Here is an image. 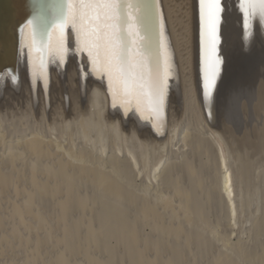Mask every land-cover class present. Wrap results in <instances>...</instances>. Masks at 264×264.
Returning a JSON list of instances; mask_svg holds the SVG:
<instances>
[{
    "label": "bare ground",
    "instance_id": "6f19581e",
    "mask_svg": "<svg viewBox=\"0 0 264 264\" xmlns=\"http://www.w3.org/2000/svg\"><path fill=\"white\" fill-rule=\"evenodd\" d=\"M136 3L142 9L141 14L144 18L141 22V34L147 38V47L151 52L153 65L156 63L157 54L159 53L161 56L163 74L167 84L163 123L160 119L155 117L146 101L141 104L135 97L126 98L123 94L122 86L115 78L111 80L112 90H109L110 79L108 72L102 66L99 71L93 72L91 66L89 65L87 53L75 52V49L77 48L76 34L70 28L66 32L65 42L66 46L73 50V54L67 56L66 64H59L57 48L59 46L60 32L56 25L62 18L66 9L65 0H45L42 5L40 3L42 8L39 9V11L28 13L26 10L28 3L24 0H0V73L5 74V78L0 80V108H4V106L10 108V105L15 99H21L24 102L22 105H24L25 110L27 111L26 114L30 113L33 115L32 113H36L40 115L39 117L41 119L50 116L53 120L52 123H54V126H56L57 122L59 125H61V123H65L68 127H63L64 129L76 124L77 128L80 129V132H82L83 135L90 132L92 135L91 138L95 137V140L92 141L97 143V148L99 149H95L97 151L94 150V152H103L106 149L107 146L105 145L103 139V136H105L103 134L106 132H103V129L104 126H107L109 129H106H108V131L111 130L110 134H114L113 136L120 139L123 144V149L117 146L114 150L117 148V152H122L124 155H122L123 160H120V156H117L118 153L116 151L113 153L111 152L112 155L116 152V156L114 154L113 157L110 156L112 158H107L108 161L110 160V168H106L105 166H107V164L105 166L103 165L108 161L105 159V162L103 161L102 164V156H99L102 160L99 157L96 158L98 154L95 155L94 152H92V149V151L88 148L73 150L74 147H71L68 150H65L60 144L63 141L60 142L58 139H55V141L52 139L53 136L50 138L48 135V137H46L44 134H38L39 130L35 129L38 133H34L32 131L33 133H30L31 135L28 134L29 136L26 135L22 137V139H18V142H20L22 146L18 142L8 141L7 138L9 135L6 138V134L4 133L5 138L2 146H4L8 141L11 149L7 147L8 150H10L6 152L8 154L6 156H4L5 154H0L4 156V158L2 156L0 157V264L5 263V261L3 262L4 259L8 260L5 258V250L9 246L7 240H4L5 232L3 231L4 223L8 220L15 223L17 228H15L13 232L16 233L17 236L21 231L19 229H23L22 233L19 234V237H23L24 245L16 242L15 248L18 250L21 249L20 251H24V256L26 254V259L28 258L27 260L30 261V264H77L76 259L80 254H82L85 258H82L81 260H85L84 263L86 262V264H105L106 262V264H124L122 260H120L121 258L119 259V257H117L118 253L121 252H118L119 249L117 250L118 245L116 247L114 246L116 250L111 247L112 245H109V240L112 237L116 238L118 242L117 244L120 245L118 246L119 248L123 247V253L121 252L123 255L121 256L123 258L125 255L128 264L179 263L178 260L182 258L179 250L182 251L183 249L179 248L178 241H180L181 237H183L181 242L185 239L189 242L191 241L190 238H192L191 235H185L186 231L182 226L183 224L181 225L179 219L181 218L185 221V223L191 225L194 222V214L198 211L193 209L191 213H183L184 211H178L181 208H177L178 210L176 209V206H174L175 203L173 204L170 202V204H165L161 201L158 203L159 200L154 202L152 199H148V197H139V195L136 194L137 192H134L133 189L131 190L130 187L128 188L127 184L125 185L124 182L121 181L119 175L123 174V170L125 169L128 171V168H130L132 163L135 165L137 161L139 163L141 162L140 160H137V155L140 153L138 145H136V148V146H134L136 143L133 141L138 140L137 144L141 145L140 148H143V143L156 144L157 148L160 150L163 147L167 148L168 144H172L175 134L178 132L176 131L179 129V127L177 129L178 123L184 119L183 117L186 119L187 115H189V117L194 116L197 118L198 123L201 127H203L202 129H204L210 137L208 135L207 136L215 143V146L213 145L212 147H215L214 150L216 152H214L217 155V166L220 174L219 187L221 190L220 192H222L220 195L222 196V199L225 200L224 203H228L230 206L231 212H235L236 204L234 198L236 195V189L234 185L236 179L233 174L234 171H232L230 167V161L232 159L229 161V150L227 151V149L224 148L221 134L216 127V125H218L216 124V121L219 118L221 125L224 127L231 125L233 127V131H235L233 133H236L242 141L249 140L246 134L247 132L249 133L247 129L253 128V126L257 123L254 118L256 115L264 111V78L260 75L261 72L259 71V65L254 68L253 66L250 67V74H248V77L251 79L249 82H254L251 84V89L246 88L247 92L243 91V89H240L241 83L237 82L235 85L236 87L239 85V88L235 89L234 92H232V90V93L230 94H226V96H228L226 100L227 102L225 103H229L231 100L232 103H229L230 105L224 104L222 108L217 103L218 100H220L219 96L221 93L220 88L222 86V82H225L227 77L225 73L227 67L229 66V59L231 60L230 47L232 50L233 46H235L234 49L237 48L240 51L242 50L244 53L247 51L253 52L252 54H255V56L257 51L264 52V27L260 25L257 17L254 24V35L251 37L250 41L246 42L244 38L243 18L241 12L239 11L238 0H222L224 11L222 21L218 25V32L220 37L219 49H221L220 54L223 55L224 62L222 74L219 76L218 85L215 90V102L212 103L211 100L209 102L211 106V117H209L208 105H206L203 100L202 91L198 0H136ZM31 18H34L35 20V43L33 42L32 26L25 25V21ZM252 24L253 23L250 21V29ZM244 53H242V56ZM234 56L235 55L233 54V57ZM253 56L254 55L249 54L244 55L247 61L251 60V58L253 59ZM256 58L259 57L256 56ZM41 59H43L45 63L46 72L50 75V86L48 87L47 92H45V88L42 83L34 86L32 79V72L37 69ZM101 60L103 61V55L101 56ZM259 60H261V56ZM253 61H255V58ZM247 72L248 71H246V74ZM12 73H15L18 76V82L13 83L12 80L8 78ZM217 106H219L218 109ZM243 113L247 115L243 116ZM258 117L260 116H257L256 119H258ZM22 119H20V121L23 122ZM25 119L26 118H24V120ZM98 122L100 124H98ZM248 122H251L253 126L248 128ZM30 123L28 124L30 125ZM10 124L11 125L8 127H12L14 125H12V123ZM179 125L182 124L179 123ZM54 126H52L53 129L55 128ZM61 126L57 128L60 129ZM231 126L230 128H232ZM17 127L14 126V128ZM230 128L227 129L231 131ZM260 128L261 127H259V129ZM25 129L28 128L26 127ZM51 129L52 128H49V131ZM68 131L65 130V134H68ZM22 132L23 131H21V133ZM1 133L0 146L2 144L1 142H3V135ZM202 133H200V135ZM62 134L63 133H60L59 136ZM94 134L95 136H93ZM15 135L16 137L18 136L17 134ZM80 135L82 138L84 137L82 134ZM80 135H78L79 138ZM190 135V132H186L185 135L182 134V137L185 138V140H188ZM99 137H101L100 143L97 140ZM82 138H80L81 141ZM116 138L115 140H118ZM14 139L16 140L17 138ZM130 139H133V145L129 144ZM90 142L91 141H89V143ZM174 143L175 141L173 144ZM184 143L187 144V141ZM200 143L202 142L200 141L199 145ZM86 144L88 145V143ZM231 144L234 145L235 142L234 144ZM87 145L85 146L87 147ZM208 145L207 142H204L199 147L208 152L207 150H212L210 149V145L209 147ZM2 146L0 148H2ZM17 146L19 147L17 148ZM119 146H121V144H119ZM20 147H22V149ZM237 149L235 147V150ZM160 150H156V153L160 154L163 149L162 151ZM140 154L142 156V153ZM156 155L155 157L159 156V158H157L156 162L154 161L152 163L153 165L155 164L153 166L155 171L157 166H160L162 157H160V155ZM166 159L168 158L166 157ZM99 160L101 161L99 162ZM153 160H155V158ZM132 167L131 169L134 168ZM153 167L150 166L152 169H150L151 173H153ZM186 170H188L187 167ZM242 172L243 171H241V173ZM126 173L127 172H125V174ZM124 178V180H127L125 176ZM83 182L85 183L84 186L86 183L93 185V190L95 192L93 197H91L93 199H90L91 201H87L88 198L85 199L80 196L81 194H79V190L81 189H79V187L82 186H80V183L83 184ZM91 185L89 186L92 187ZM84 191L86 192V189ZM180 194H182V191ZM190 195L191 194H189V196ZM193 198L194 196L192 199ZM40 199H43L44 203L46 202L45 200H48L52 206L51 204L48 205L53 207L55 210L54 213L51 210L53 214V216L51 214L53 217L52 225H50L48 221L51 220L48 216L47 220L39 213V206H42L39 203L41 202ZM27 200L34 204V208L33 206L30 208V205H25ZM184 200L189 203V201H187V197L186 199L184 197ZM37 202L39 203V206ZM41 203H43V201ZM127 203L128 205L126 206ZM131 205L134 206L132 208L137 207V210L135 211H138L139 214L137 215L139 220L134 225L137 228L141 223L149 224V226H155L156 224L158 225V223H161L163 227L167 226V229L170 228L172 232L170 229L168 230L171 233H167L164 230H158L157 235L152 236L155 237L154 239L152 238V240H150L151 237H147L148 234H141V237V235L133 233V229L131 230V225L128 222L129 219L127 216V212H129L127 211V207ZM228 205L226 204V206ZM193 207L194 206H192V208ZM44 209L46 208L44 207ZM73 209L77 211L79 210L78 217L72 218L70 216L72 215L71 212ZM77 211H75L76 213H73L78 214ZM169 212L170 215H172V217H170L172 219L167 218V214H169ZM99 213L100 215L98 216L97 214ZM235 213L232 214V216L235 215ZM95 214L97 215L96 220L94 219ZM43 215L45 216L44 213ZM75 218H77V223L73 220ZM37 225L41 241L39 238L27 233L28 229L36 227ZM43 225L51 227V232L43 228ZM192 231L193 230H191V233ZM188 232L191 234L190 231ZM177 235L178 237H176ZM144 236L147 238L144 239ZM196 236L199 237L198 235ZM57 237L61 238V241ZM172 239L173 241H171ZM174 241L177 243L173 244ZM193 243L191 241V244ZM95 248H98V252L100 249L101 253L104 252L105 254L106 252L108 258H105L107 260L100 262L99 260H102L101 258L103 256L97 260L95 257H98L99 253L94 251ZM168 248L174 254L173 255L171 253L169 255L174 256V258L164 259V257L169 258V256L167 257L168 254L165 256L163 253V250L165 251ZM115 252L117 255H115ZM75 253L76 255L78 253V255L76 256ZM97 253L98 256H95ZM180 255L181 258L179 257ZM253 255L255 254L253 253ZM81 257L82 256L79 258ZM123 261H125V259H123ZM217 264L238 263L229 254L224 253L221 255Z\"/></svg>",
    "mask_w": 264,
    "mask_h": 264
},
{
    "label": "rangeland",
    "instance_id": "374dc122",
    "mask_svg": "<svg viewBox=\"0 0 264 264\" xmlns=\"http://www.w3.org/2000/svg\"><path fill=\"white\" fill-rule=\"evenodd\" d=\"M234 47L235 46H233L232 50H231V47H230V53H231L230 58H231V60L229 59L230 62H229L228 75H227L228 78L226 77L225 82L224 81L222 82V86H221L222 88H220L221 89V93H220V96H219L220 100H218L217 104H219V106L221 108L224 106V104L225 105H230L229 103H232L231 99H230L231 101L229 103H225V102H227L226 100H227V96H228V95L226 96V94L227 93L230 94V93L234 92L235 89L239 88L238 87L239 85H237V87L235 85L237 82L241 83L240 89H243V91H246V88L247 89L248 88L249 89L252 88L251 84H253L254 82L252 83V81H251V83H250L249 80L251 78L248 77L249 76L248 74H250L249 70H250L251 66H253V68H254L255 66L259 65V71L261 72L260 75L262 76V78H264V54H262L264 52L257 51L256 56L259 57V58H256L255 54H252L253 52L247 51V52L244 53L242 50L240 51L237 48L234 49ZM235 52H236V54H235ZM242 53H244L243 56H242ZM233 54L235 55L234 57H233ZM245 54L246 55H248V54L249 55H254L253 59L251 58L252 61L251 60L247 61L245 59V57H244ZM260 56H261V60H259ZM254 58H255V61H253ZM256 59H257V61H256ZM258 61H259V63H258ZM260 61H261V63H260ZM59 70H60V68H59ZM243 70H244V73H243ZM246 71H248L247 74H246ZM253 71H254V69H253ZM253 71H252V73H253ZM241 73H243V74H241ZM230 75H231V77H230ZM235 80H236V82H235ZM228 89H230V90H228ZM237 96H238V92H237ZM223 98H225V99H223ZM22 104H24V102L21 99H15L14 102L10 105L11 106L10 108L9 107H5V106H4V108L3 107L0 108V123H1L0 124V133L2 132L1 134L3 135V139H2L3 142H1L2 143L1 146L4 144V138L5 137L7 138L8 135L10 136V137L8 136L9 139L7 138L8 141H10V142H12V141L13 142H18L19 141L18 139H22V137H24L26 135L29 136L33 132L34 133L35 132L38 133V131H36V130H39L38 134H41V135L44 134V136H46V137L49 136L50 138H51V136H53L52 139H54V140L58 139V141H60V142L63 141L60 144L63 146V148L65 150H68L69 148H71V147L73 148L74 147L73 150H77V149L79 150V149L88 148L89 150L92 149L93 151L92 150L91 151L94 152L95 149H99V148H97L98 147L97 143L95 141H92V140H95V137L91 138L92 135H91L90 132L87 133V134L85 133L83 135V133L80 132V129L77 128L76 124L74 126H71V127L69 126V128L64 129L67 125L65 123H61V125H62L61 126L56 121L57 122L56 126L57 125L61 126L60 129H58L59 126H57L58 127L57 128L56 126L53 125L54 123H52L53 120L51 119L50 116H48L47 118L41 119L39 117L40 116L39 114H36V113L35 114L32 113L33 115H31L30 113L26 114L27 111L25 110V107ZM219 106H217V109L219 108ZM28 112H30V111H28ZM263 114H264V111L262 113H259L258 115H256V117L254 118L255 122H257L256 123L257 125L256 124L254 125L255 128H254L253 124H251V122L247 123L249 125V126L247 125L248 128L250 126L251 127L253 126V128L247 129L249 131V133L247 132L246 134H247L249 140H246V141L245 140L242 141L241 139H239V136H237L236 133H233L235 131H233V127L231 125L224 127V126L221 125V121H219V118L216 121L217 122L216 124H218V125H216V127H217V129L219 130V132L221 134V139L223 140L224 148L227 149V151L229 150L228 151V154L230 155L229 156V161L232 159L230 161V167H231V170L234 171L233 174L235 175L234 177L236 179L235 180V185H234L235 189H236V195H235V198H234V201H235V204H236L235 205V212L236 213L234 212L235 215H233V216H232V214H234V213L231 212L230 206L228 205V203H226L228 205V206H226V204L224 203L225 200L222 199V196L220 195V194H222V192H220L221 190H220V187H219L220 174H219L218 166H217L218 165L217 164V155L215 154V152H216L214 150L215 147H212L215 143L213 142L212 139L209 138L210 137L209 134H207L204 131V129H202L203 127H201V125L198 123V119L197 118H195L194 116H192V117L190 116L189 117V115H187L186 119H185V117H183L184 119H182V121H181L182 123L179 122L182 125H179V123H178V126H177V129L179 127V129L181 128L180 129L181 131L179 129L176 130L178 132L175 134V137L177 136L178 138L174 137L173 142L175 141V143L173 144V142H172L173 145L172 144H168V147L166 146L167 144L165 145L168 149L163 147L160 150V149L157 148L156 144H152V143H145V144L143 143V146H142L143 148H140L141 145L137 144L138 140L137 141L136 140L133 141V142L136 143L134 146L138 145L139 151H140V153H142V156H141V154L137 151L139 153V154L137 153L138 154L137 156L139 157V159L137 157V160H140L141 162L139 163L137 161V163H136L137 166H136V164L134 165V163H132L130 168H128V171L126 169L123 170L124 173L119 175L121 181L124 182L125 185L127 184L128 188L130 187L131 190L133 189L134 192H137L136 194L139 195V197H143V198L148 197V199L150 198L154 202L156 200L157 201L159 200L158 203H160V201L165 203V204H167V203L170 204V202L173 203V204L175 203L174 206H176V209L177 208L178 209L181 208V209H179V210L177 209V210L178 211H184L183 213H188V212L191 213L193 209L198 211V212H196L194 214L195 215L193 217L194 218L193 219L194 222L191 225H188V223H185V221L183 219H181V218L179 219L180 222H181V225L183 224L182 226H183L184 230L186 231L185 235H187V234H188L187 236L191 235L192 238H190V240L192 241V243L193 242H195V243L191 244V241H189L190 242L189 243L188 240H186V239L182 240V242H181V239L183 237L180 238V241H178V243H179L178 246H179L180 249H183L182 250L183 253H182L181 250H179L180 254L182 255V258H181V255H180L179 257L181 259L178 260L179 263H177V264H215V263L217 264L218 261L220 260L221 255H223L224 253H227L231 257H233L238 264H264V258H263L264 257V129H263L264 128L263 127V125H264V115ZM245 115H247V114L243 113V116H245ZM257 116H260V117H258V119H256ZM33 117H34V119H33ZM18 118H19V120H18ZM24 118H26V119L24 120ZM11 119H13V120H11ZM20 119H22L23 122L20 121ZM196 119H197V121H196ZM31 120H33V121H31ZM45 120H46V123H45ZM15 122H16V124H15ZM25 122H28V123L31 122V123L29 125L28 123H25ZM59 122H62V121H59ZM10 123H12V125L13 124L14 125L12 127H8L9 125H11ZM19 123H21V124H19ZM26 124H28V125H26ZM63 124H65V125H63ZM98 124H100V123L98 122ZM51 125L54 126L55 128L53 129V127ZM14 126H16V127L19 126V127L14 128ZM38 126H39V129H38ZM230 126L232 128H230ZM257 126L261 127L260 128L261 130ZM3 127H5V128H3ZM26 127L28 129H25ZM10 128H11V132L12 133L10 132ZM49 128H52L50 130L52 133L49 131ZM106 128H108V127L104 126V129H103L104 131L103 132H106V133L103 134V135H105V136H103V139H104V143H105V145L107 147L105 146L106 149L103 152H105V153L107 152V153L105 154L102 151L94 152L95 155L98 154L96 158H98L99 156H102L103 160L101 159V157H99L102 160V161L99 160V162L101 161L102 164H103V161L105 162V159L108 161L107 158H109V159L112 158L113 155L117 152V148L114 150L115 147L118 146L119 148L123 149V147H122L123 144L121 143L120 139L116 138V136H113L114 134H110L111 130L108 131L109 128L108 129H106ZM227 128L228 129L230 128L231 131H229ZM55 129H57V130H55ZM65 130L68 131V134H65ZM21 131H23L22 132L23 134L21 133ZM202 131H203V133H202ZM186 132H190L191 133L190 138H188V140H185V138L182 137V134L185 135ZM4 133L6 134L5 137H4ZM58 133L59 134L63 133V134L59 136ZM180 133H181V137H180ZM200 133H202L203 135L202 134L200 135ZM15 134H17L18 136L16 137ZM71 134L74 135V136H72ZM80 134H82V136H84V137L82 138ZM92 134H93V132H92ZM107 134H108V136H107ZM177 134H179V135H177ZM78 135H80V138H82V141L78 137ZM85 135L87 136V138H86ZM93 136H95V134ZM114 137L116 139H118V140H115ZM205 137H207V138H205ZM14 138H17V139L15 140ZM100 138L101 137H99V139L97 138L99 143H100ZM109 139H111V140H109ZM183 139H184V141H183ZM226 139H227V141H226ZM230 139H232V140H230ZM132 140L133 139H130V141H129L130 143L129 144H132ZM195 140H197V141H195ZM8 141H7V143H5L4 146H2V148H0V154H2V155L5 154L4 156L8 155L6 152H8L11 149L9 147V142ZM89 141H91L92 143L91 142L89 143ZM181 141H183V142H181ZM185 141H187V144L184 143ZM200 141L202 142V143H200V145L203 144L204 142L205 143L207 142V145L210 143L209 144L210 145V149H212L213 151L212 150H210V151L207 150L208 152L204 151L201 147H199L200 146L199 145ZM74 142H76V143H74ZM79 142H80V144H79ZM196 142H197V144H196ZM230 142L233 143V144L235 142V144L232 145ZM18 143H20V142H18ZM86 143H88V145ZM118 143L121 144V146H119ZM229 143H230V146H229ZM6 144H8V145H6ZM89 144H90V146H89ZM146 144H147V146H146ZM20 145H21V143H20ZM67 145H68V148H67ZM85 145H87V147ZM91 145H92V148H91ZM149 145H150V147H149ZM151 145L152 146L155 145L156 148H155V146L152 147ZM209 145H208V147H209ZM238 146H240V147H238ZM7 147L10 148V149L8 150ZM18 147L19 146H17V148ZM235 147H236V149L237 148H240V149L235 150ZM20 148L22 149V147H20ZM136 148H137V146H136ZM5 149H7V150H5ZM162 149H163V151H162ZM12 150H13V148H12ZM145 150H147V151H145ZM156 150H160L162 152L160 154H158V153H156ZM20 151H22V150H20ZM95 151H97V150H95ZM114 151H116V152L112 155V153ZM117 153H118L117 156L118 155L120 156L119 159L123 160V157H122L123 153L122 152H117ZM155 153L157 155H160V157L162 156L161 157V161H160V163L162 165L160 164V166L158 165L159 167L157 166V169L159 171L157 169L155 171V168L153 167L155 164L154 165L152 164L154 161L156 162L157 158H159V156H157ZM2 155H0V157ZM155 155L157 157H155ZM4 156H2V157L4 158ZM110 156H112V157H110ZM115 156H116V154H115ZM165 156L168 159H166ZM143 157H145V158H143ZM154 158H155V160H153ZM5 163H7V162H5ZM109 163H110V160L107 163L105 162L103 166H105L107 164V166H105V167L106 168H110ZM132 165H133L134 168L132 167ZM150 166H152L153 169H154L152 171L153 173L150 172L152 170L150 168ZM161 166H163V167H161ZM131 167L133 169H131ZM186 167L188 168V170H186ZM189 170H190V173H189ZM241 171H243V172L241 173ZM125 172H127L126 174H127L128 177L126 176ZM188 173H189V175H188ZM182 174H185V175H182ZM193 174H195V175H193ZM241 175H242V177H241ZM124 176L126 177L127 180H124L125 179ZM238 177H239V179H238ZM148 180H149V182H148ZM198 182H200V183H198ZM197 183H198V185L201 184V183L203 185L201 184L202 186L201 185L198 186ZM84 184H85L84 182H83V184L80 183V186L82 185L83 188H82V186L79 187V189L81 188L80 189L81 191L79 190V192H80L79 194H81L80 196L85 198V199L88 198L89 200L87 199V201H91L93 199L91 197H93L94 192H95L93 190L94 189L93 185L88 183L89 185L92 186V187H90L87 183H86L85 186H84ZM87 187H90V188H87ZM200 187H201V189H200ZM85 189H86V192L84 191ZM218 190H219V192H218ZM181 191H182V194H180ZM192 193H193V196H194L193 199H192V197H193ZM201 193H203V194H201ZM189 194H191V195L189 196ZM181 195H182V199L183 200L181 199ZM183 196L185 197V199L187 197V201H189V203L186 202V200H184ZM188 197H190L191 199L188 198ZM170 199H172V200H170ZM188 199H190V200H188ZM40 201L41 202L43 201V203L38 201L40 203V205L43 206V205H45V203H46V205L42 207V206H39V203L37 202L38 206L41 208V210L39 208V211H40L39 213L47 220H48V217H49V219H51V220H48V221H49L50 225H52L53 224L52 223L53 222V220H52L53 214H52L51 210L53 211V213H54L55 210H54L53 207H51L52 204L49 203L48 200H45L46 201L45 203H44L43 199H40ZM26 202H25V205H28V206L30 205V208H32V206L34 205L31 202H29L28 200ZM186 203H188V204H186ZM48 204H51V206L48 205ZM127 205H128V203L126 204V206ZM129 205H130V203H129ZM192 206H194L196 208H194V207L192 208ZM44 207L46 209H44ZM132 207H134V206L131 205V206L127 207V211H129V212H127V216H128V219H129L128 222L131 225V230L133 229L132 230L133 233H137L138 235H141V234L142 235H144V234L145 235L146 234L151 235L152 234L151 236L147 235V237L148 238L151 237L150 240H152V238L153 239L155 238V237H152V236L153 235H157L158 230L159 231L164 230L167 233H171L172 232L170 228H168V229H170L171 232L167 229V226L163 227V225L161 223H158V225L156 224L155 226H152V225L149 226V224H142L141 223L138 226V228H137L134 225L139 220V217L137 218V215H139V214H138V211L137 212L135 211V210H137L136 209L137 207L136 206H135L136 208H132ZM182 207H184V208H182ZM33 208H34V206H33ZM129 208H130V210H129ZM187 210H190V211H187ZM75 211H77V210L73 209V211L71 212L72 215H70V216L72 218L78 217V215H79V213H78L79 210L77 211L78 214H74V213H76ZM43 213L45 214L46 217L43 215ZM51 214H52V216H51ZM97 215L99 216L100 213L97 214ZM97 215L95 214V218H94L95 220L97 219L96 218ZM169 215H170V212H169V214H167V216H168L167 218L168 219L170 217H172V215H170V216ZM44 218H43V220H44ZM76 219L77 218L73 219V220H75V223H77ZM170 219H172V218H170ZM38 225L36 227H32V228L28 229L27 233L40 239L39 231H38ZM15 228H17L15 226V223L13 221H9V220L4 223V230L2 228V230L5 232V239L4 240H7V243H8V246H9L5 250V253H6V257L5 258H7L8 260L4 259L3 262L5 261V263H3V264H15V263L30 264V261L27 260L28 258L26 259V254L24 256V251L23 250L20 251L21 249L18 250V249L15 248V243L16 242L20 243L21 245H24L23 237H19V234L22 233L23 229H19L21 231H20V233L17 236V234L13 232ZM43 228H45V229H47L48 231L51 232V227L43 225ZM197 229H199V230H197ZM191 230H193L192 233H191ZM194 230H196V231H194ZM6 231H8V232H6ZM188 231H190L191 234H189ZM53 233H54V231H53ZM153 233H155V234H153ZM142 235H141V237H142ZM196 235H198L199 237H197ZM14 237H16V238H14ZM176 237H178V235ZM112 238L109 240L110 244L109 243L108 244L112 245L111 247L116 250L115 247L117 245L118 246H120V245L117 244L118 242H117L115 237L113 239ZM143 238L146 239L145 236ZM58 239L60 240L61 238H58ZM204 239H206V240H204ZM40 241H41V239H40ZM60 241H59V243H60ZM171 241H173V239ZM175 243H177V242L174 241L173 244H175ZM201 245H204V246H201ZM118 246H117V250L119 249L118 252L121 251L123 253V250H124L123 247L119 248ZM237 248L238 249L240 248V249L238 250ZM97 249L98 248H95L94 251H97ZM166 250L165 251L163 250V253H164L165 256L168 254L167 257L169 256V258H165L164 257V259H170L172 257L174 258V256L169 255V254L172 253L171 250H169V248L166 249ZM100 251H101V249L99 250V252L97 251L99 253V256H98V253H97V255H95V256H98V257H95V258L97 260H99L100 257L103 256L101 258L102 260H99V261L101 262L103 260H107L106 258H108V256H107L106 252L104 254V252L101 253ZM121 252L118 253V255L115 252V255H117V257H119V259L121 258L120 260H122V262L124 264H128L127 259L125 258V255L122 258L121 255H123V254ZM165 252H166V254H165ZM7 253H8V256H7ZM253 253L255 255H253ZM119 254H120V256H119ZM124 254H125V252H124ZM75 255H76V253H75ZM77 255H78V253H77ZM151 255H152V253H151ZM184 255H186V256H184ZM78 256L79 257L82 256V257L81 258L78 257L76 259V261H77L76 263L77 264H86V262L84 263L85 260L84 261L81 260L82 258H84L83 255L80 254ZM251 256L253 257V260H252ZM142 257H144V256H142ZM254 258H256V259H254ZM123 259H125V261H123ZM8 261H9V263H8Z\"/></svg>",
    "mask_w": 264,
    "mask_h": 264
},
{
    "label": "snow or ice",
    "instance_id": "6c2138e0",
    "mask_svg": "<svg viewBox=\"0 0 264 264\" xmlns=\"http://www.w3.org/2000/svg\"><path fill=\"white\" fill-rule=\"evenodd\" d=\"M198 4L203 100L208 105L211 117L209 102L214 99L223 65L218 25L222 21L224 8L222 0H198ZM238 4L243 18L244 38L248 42L254 35V26L250 29V21L258 17L260 25L264 27V0H238ZM65 5L63 16L56 25L60 32L57 48L59 64H66L67 56L73 54L65 42L66 32L70 28L76 34L75 52L87 53L93 72L99 71L101 66L108 72L109 90H112L111 80L115 78L126 98L135 97L141 104L146 101L155 117L163 123L167 84L161 56L157 54L153 65L147 38L141 34L144 17L136 0H65ZM25 25L32 26L35 43L34 18L26 20ZM45 69L41 59L37 69L32 72V79L34 86L42 83L47 92L50 75ZM4 78L5 74L0 73V80ZM8 78L13 83L18 82L15 73Z\"/></svg>",
    "mask_w": 264,
    "mask_h": 264
},
{
    "label": "water",
    "instance_id": "95a60500",
    "mask_svg": "<svg viewBox=\"0 0 264 264\" xmlns=\"http://www.w3.org/2000/svg\"><path fill=\"white\" fill-rule=\"evenodd\" d=\"M24 1H26V3H28V7H27V13L28 12H34V11H39V9H41L42 8V4L44 3V1L45 0H24ZM40 3H41V5H40ZM255 21L256 20H253V21H251L253 24H252V26H254V24H255ZM48 25H49V22H48ZM221 51V49H219V52ZM221 56H222V58H223V55L221 54ZM223 62H224V59H223ZM228 62V61H227ZM222 68H223V65H222ZM228 68H229V66L227 67V70H226V76H227V74H228ZM221 74H222V71H221ZM218 81H219V79H218ZM218 81H217V85H218ZM217 87V86H216ZM222 88V87H221ZM216 90V89H215ZM211 102L213 103V102H215L214 101V99H212L211 100Z\"/></svg>",
    "mask_w": 264,
    "mask_h": 264
}]
</instances>
